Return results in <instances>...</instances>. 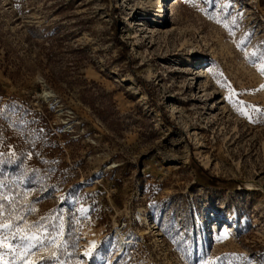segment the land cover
Here are the masks:
<instances>
[{
  "label": "rangeland",
  "instance_id": "obj_1",
  "mask_svg": "<svg viewBox=\"0 0 264 264\" xmlns=\"http://www.w3.org/2000/svg\"><path fill=\"white\" fill-rule=\"evenodd\" d=\"M0 37V102L59 142L63 260L264 264V0H0Z\"/></svg>",
  "mask_w": 264,
  "mask_h": 264
},
{
  "label": "trees",
  "instance_id": "obj_2",
  "mask_svg": "<svg viewBox=\"0 0 264 264\" xmlns=\"http://www.w3.org/2000/svg\"><path fill=\"white\" fill-rule=\"evenodd\" d=\"M5 43L0 37V46ZM10 50L6 52L8 62ZM3 94L0 91V98ZM43 119V113L32 106L22 107L8 102L3 107L0 102V181L6 185V192L11 190L23 203L31 223L39 222L43 217L57 218L44 203L49 195L54 194L56 184H59L61 163L51 147L60 146ZM11 140L14 141L13 148L9 147ZM27 140L31 142L30 147L25 146ZM29 208H35V211H28ZM67 234L73 245V237L77 236L73 223ZM44 261L51 264L50 261Z\"/></svg>",
  "mask_w": 264,
  "mask_h": 264
},
{
  "label": "snow or ice",
  "instance_id": "obj_3",
  "mask_svg": "<svg viewBox=\"0 0 264 264\" xmlns=\"http://www.w3.org/2000/svg\"><path fill=\"white\" fill-rule=\"evenodd\" d=\"M260 61L264 62V54ZM253 63L256 66V62ZM259 70L264 75V66ZM241 114L247 115L244 112ZM248 118L250 121L253 119L251 116ZM5 188L6 185L0 181V264H40L44 260L51 264H68L61 258L62 254L68 252L63 220L49 216L36 223L29 222L23 203L11 190L6 192ZM28 211L34 212L35 208H29ZM227 238V234L222 237ZM95 248L93 242L84 255L90 256Z\"/></svg>",
  "mask_w": 264,
  "mask_h": 264
},
{
  "label": "built area",
  "instance_id": "obj_4",
  "mask_svg": "<svg viewBox=\"0 0 264 264\" xmlns=\"http://www.w3.org/2000/svg\"><path fill=\"white\" fill-rule=\"evenodd\" d=\"M123 238L128 239L130 242H124L123 243L121 241V239H123ZM131 243H133L132 239H131V234H125V235L120 234V241H118V244H117L119 247L118 250L121 252H125L126 254L129 253L130 251H132V248H130ZM101 245H103V244H101Z\"/></svg>",
  "mask_w": 264,
  "mask_h": 264
},
{
  "label": "bare ground",
  "instance_id": "obj_5",
  "mask_svg": "<svg viewBox=\"0 0 264 264\" xmlns=\"http://www.w3.org/2000/svg\"><path fill=\"white\" fill-rule=\"evenodd\" d=\"M161 9H162V8H161ZM122 242L124 243V242H129V241H127V240L123 239V240H122Z\"/></svg>",
  "mask_w": 264,
  "mask_h": 264
}]
</instances>
